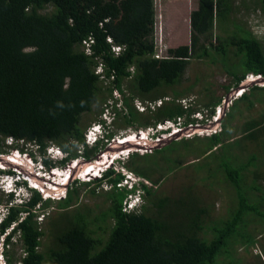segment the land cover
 <instances>
[{"label":"trees","instance_id":"16d2710c","mask_svg":"<svg viewBox=\"0 0 264 264\" xmlns=\"http://www.w3.org/2000/svg\"><path fill=\"white\" fill-rule=\"evenodd\" d=\"M154 3V0H0V151L5 150L1 147L3 138L10 137L13 148L28 154L39 152L48 167L57 165L45 159L50 145L65 153L64 159L58 162L61 166L76 158L80 146L84 157H90V149L94 151L97 147L89 149L85 145L81 116L92 110L103 90L105 101L113 89L123 92L125 83L130 92L129 98L123 96L128 111L124 117L126 126H155L177 117H186L185 123H193L189 119L190 111L175 98L162 101L146 116L140 115L129 100L133 101L134 97L162 99L164 95H158V88L181 82L190 59L208 58L212 51L219 56L235 87L250 73L264 78V45L249 29L235 24L224 38L214 36L215 23L221 26L229 20L233 0H197V7L190 13V43L169 48L163 58L155 57L154 53ZM254 6L264 15V0H256ZM113 46H120V51L114 53ZM230 47L235 50L232 61H227ZM230 88L223 87L226 93ZM249 88V95L243 92L234 100L228 117L233 116L243 101L247 110L257 101L264 102V86L255 84ZM221 98L205 106L214 107ZM244 126L247 138L259 140L264 135V111ZM228 134L225 123L219 132L200 139L207 148L195 152L201 155L222 146ZM19 141L31 147L20 148ZM182 142L189 149L190 142ZM160 150L155 149L154 153ZM149 153L143 156L154 154ZM255 159L252 154L247 165L237 168L224 165L238 201L222 229L217 230L215 223L211 227L215 235L212 240L198 235L205 230L202 221L196 222L193 218L192 225V212L204 211L196 203L189 206L183 199L174 200V206L180 207L172 208L167 217L158 219L144 211H124L123 199L129 191L114 187L109 192V207L94 217L110 221L104 242L92 236L95 232L87 229L89 223L78 225L72 221L68 229L55 233L54 243L43 252L40 249L44 232L35 211L47 207L49 199L44 200L37 190L31 189V196L20 203L12 202L13 194L6 195L5 217L0 223V236L5 241L0 255L3 260L5 255V264H215L226 236L245 220V212L259 213L264 219V207L260 209L259 203L254 204L264 200V189L259 191L252 183L249 188L257 190V196L253 192L244 196L237 180L238 173ZM163 160L171 159L163 157ZM126 167H129L127 163ZM121 178V173L110 169L98 181L115 184ZM142 184L143 192H147L146 185ZM76 189L71 188L57 207H68ZM255 197L259 200L251 199ZM171 200L161 197L153 201L165 207L171 205ZM76 218L82 219L83 214L74 213L71 220ZM16 245L20 246L21 254L11 255Z\"/></svg>","mask_w":264,"mask_h":264},{"label":"rangeland","instance_id":"374dc122","mask_svg":"<svg viewBox=\"0 0 264 264\" xmlns=\"http://www.w3.org/2000/svg\"><path fill=\"white\" fill-rule=\"evenodd\" d=\"M255 1L256 0H233V11L230 14L229 20L225 21L221 26L219 22L215 23L213 29L214 36L221 35L224 38V36L232 32L236 24L249 29L252 35L264 45V15L260 12L258 7L254 6ZM154 2L155 24L153 41L156 50L155 57L163 58L168 55L167 51L169 48H174L179 45H188L190 43V13L197 7V0H154ZM50 10L51 8L49 11ZM159 44L160 48H158ZM234 50L235 48L233 47L229 48L227 61L228 59L232 61V52ZM219 59V56L216 55L214 51L211 52L208 58H191L181 82L174 86L158 88V95H164L162 99L149 100L134 97L135 99L133 102L130 99V103L141 113L140 115L146 116L151 114L150 112H153L162 101L167 102L175 98L177 103L184 109L190 111L191 114L189 115V119L194 122L188 121L189 123H185L187 121L186 117L171 119L172 123L163 127L170 129L168 133H171L172 129L179 124V131L174 135H168V133H166L163 137H160L150 145L144 144L143 142L140 144L147 146L130 145L121 148L120 151H116L118 148L113 149V151L117 153H120L124 149H133L137 154H135L134 157H130L129 153H125L121 156V160H115L114 164L111 165L115 171L126 172L135 180H138L136 183L140 181L146 185L149 193L144 190V205L142 204L144 208L142 206L139 207L138 211H134L135 213L144 211L151 217L164 219L170 214L172 208L176 209L180 207L174 206V200L183 199L189 206L191 203L192 206L196 203L197 206L204 211L200 213H197L198 210L192 212V225L194 226L193 223L195 220L196 222L202 221L205 225V230L200 231L198 235L207 240H212L215 237L211 232V227L214 223L217 225V230L224 227L227 217L229 218L230 214L236 209L235 205L238 201V194L232 186L233 183L228 179L224 171L225 164H230L234 168L244 164L247 165L249 156L254 154L256 159L246 170H241V172L238 173L237 180L239 179L240 181V188L244 196H248V194L252 192L255 193L252 195H256L258 193L257 190L260 191V189H264V135H260L259 140H252L246 137L244 133L246 131L243 132V130L246 129L244 123L257 118L258 114L264 111V102L257 101L255 102L256 105L247 110L246 103L243 101L239 109L233 113V116L228 117L234 102L231 96L234 92L233 90H236V88L231 77L226 74V68ZM211 60L215 62H211ZM97 71H101V69ZM247 80V78L243 79V82H245L244 85H253L254 82H248ZM106 83L109 84L108 80H106ZM106 83L103 84L104 87H107ZM125 85L122 87L123 92L117 89L118 94H116L113 90L112 94L107 97L105 101L103 96H106V92L103 90L101 99L92 105V110L83 113L81 116V125L84 130H87L94 122L96 123L98 121L99 115H101L106 108V104L107 106L112 105L114 107L115 110L109 111V116L107 117L108 128L112 133L111 143L107 147L116 146L120 138L127 135L129 136V134H136L140 130L146 131V135L150 137L151 133H153L152 128L156 127L158 124L157 123L155 126L154 124H150L149 126H141L139 124L134 126L125 125L124 117L128 116V111L127 108L123 106L124 104L122 105L123 96H125V98H129L130 96V92ZM224 86L231 87L227 93L226 90L223 89ZM262 92L264 96V91ZM218 97H222L218 105L214 107L205 106V104L210 103L211 100H216ZM137 104L143 105L144 110H139ZM225 123L228 126L229 133L226 139L227 144H223L226 146L222 145L218 148L215 147L212 150L204 151L201 155H197L195 151H199L201 148H207L205 147V143L200 141V139L219 132ZM209 124L211 127H208ZM153 131L155 132L156 129ZM157 138L158 137H155V139ZM133 139L134 138H132L131 141ZM182 141L190 142L189 149L185 147V143ZM13 144L14 142L10 137L3 138L1 147L5 150L2 152L0 151L1 166H7L6 163H1L6 158H14L12 153L16 148H13ZM18 144L20 148L23 149H29L31 147L29 144H24L23 141H19ZM158 148L161 150L154 153L155 149ZM103 150L108 151L109 149L102 148L101 151H92L90 149V157H84L83 147L80 146L78 147L76 158L73 160L69 159L63 166L56 162L59 169L55 170L54 173H44L34 169L37 175L42 178L32 176L34 173L33 170H30L32 174L24 177L30 178L31 182L41 187L43 184H46V186L53 191L51 193L52 198L47 196L43 198L44 200L49 199L48 206L45 208H36L35 211V213H37L36 219L44 232L41 251H47L54 243L55 233L62 229H68L72 221V223L78 225L82 224V222L84 224L85 222L89 223V225L86 224V227L88 230L91 229L95 232L94 235H92L94 238L99 237L102 242L106 239L110 228L109 226L111 225L110 221L96 220L94 217L96 214L98 215L102 210L109 207L111 203L109 192H111L114 187L118 190H124V186L119 187V184L122 185L121 180L124 179V176L115 184L111 182L108 183L105 180L100 183L98 180L103 177L93 180L89 177H84V181L87 182L84 183V181L76 179L78 173L72 174L66 184H64V181H60L63 179L61 174L63 173L66 175L70 167L72 170L77 171L81 168L83 170L86 165L91 166L90 163L95 162L97 159L96 157ZM148 152H150L149 154H154L144 157L143 155ZM30 155L35 162L42 159L39 152ZM23 156V154H20L19 158L15 159H17V163L25 167L18 166L16 169L28 172L26 167L30 166L32 169L33 167L28 162H23ZM105 157H108V155H105ZM163 157H168L171 160H163ZM48 159L54 162V159L50 157H48ZM75 161H77L76 168L72 167ZM153 161H157V163H153ZM130 162H132V164H130ZM126 163L133 169L126 167ZM41 173L43 175H40ZM53 182H56V184ZM75 182L77 183L76 185ZM60 183L63 184L60 185ZM252 183L254 185L253 187L257 188V190L249 188ZM138 187H140L139 183ZM71 188L77 189L76 195L73 193L74 196L70 205L66 208H58V201H62ZM19 193H26V189L21 188ZM154 195H156L157 198H154ZM161 197L172 199L170 203L173 207L171 205L165 207L156 205L157 202L153 200H158V198ZM6 198L5 192L0 189V214L4 215L6 211L5 205L7 203L5 201ZM251 199H257V197ZM127 200H130L128 195L124 197L123 205ZM252 200L251 202H254ZM20 202V200L13 201V203ZM257 203L262 206L260 209L264 207V200L262 202L256 201L254 204ZM10 205L11 204H9V206ZM78 212L83 214V218L71 220L73 214ZM253 214L255 213L249 211L245 212L243 216L245 220L241 221L239 226L237 225L234 232H230L229 235L226 236L225 244L218 253L215 264H264V219L259 213L255 214V216ZM193 218H195V220ZM95 240L97 241V239ZM13 253H15V255L21 254L20 246L16 245L14 250L11 251V255H13ZM3 257L4 260L0 255V264H4V261H6L4 254Z\"/></svg>","mask_w":264,"mask_h":264},{"label":"clouds","instance_id":"9594fccd","mask_svg":"<svg viewBox=\"0 0 264 264\" xmlns=\"http://www.w3.org/2000/svg\"><path fill=\"white\" fill-rule=\"evenodd\" d=\"M115 47H119V49L116 50ZM120 49H121L120 46H113L112 47V51L114 53L119 52ZM110 104H112V103H110ZM122 105H123V103H122ZM113 110H115L114 107L112 105H110L108 111L104 110V112H102L101 115H99L98 121L96 123L94 122L93 125L90 126L87 130H84V134H83L84 135V143L87 147H89V148L97 147L96 150H99V151H101L102 148H104V149L107 148V149H109L108 151L103 150L100 154L107 153L108 157H110L109 153H111L112 159L108 158V160L105 161L107 163V165L103 169L102 168L100 169V173H96V170H97L96 167H95L96 170H94V171L89 170L88 168L90 167V165H86L83 170L81 168L80 170H77V171L72 170V168L70 167L68 169V172L66 173V175H64L63 173L61 174V176L63 178L62 180H60L61 182L64 181L65 182L64 184H66L68 182V180L71 178L72 174L74 175L76 173H78L76 176V179H79L81 181H84V177H89L91 180L96 179V178H102L104 176V173L109 171L110 169L115 171V169L111 167V165L114 164L115 160H121V156L124 155L125 153L126 154L129 153L130 155L132 153H135L133 149H124L120 153L114 152L113 149L118 148V150H116V151H120L121 148H125V147H128L130 145L131 146H137V145L138 146H146V145H140L143 142L142 141L143 135H141V137L140 136L135 137L132 141H128L126 139L131 137L129 134V136L127 135V136L123 137V138H125V140H123V141H120L121 139H123V138H120L117 141L119 143L116 146L107 147L110 145V143H111L110 141L112 139V137H111L112 133L109 130L108 124H107V117H108L107 112L113 111ZM169 130L170 129L156 130L155 132L151 133L150 137L149 136L143 137L145 139L144 141H146V142L148 141L147 144L152 143V142H154L155 137L161 136L162 133H166ZM156 133H158V134H156ZM138 134H140V133H138ZM111 151H113V152H111ZM20 154L24 155L23 156V159H24L23 162H28L29 164H31L33 169L30 166L26 167L28 172H24L22 170L20 171V170L16 169V167H18V166H24V165L16 162L17 159H15V158H19ZM12 155L14 156L13 159H15V160L6 158L7 160L5 159L1 163H4V164L6 163L7 166H1L0 165V189L2 191H4L6 195L13 194L12 202L14 200L22 201L24 199H28L31 196V189L37 190L42 195L43 198H45L46 196L52 198V196H51L52 192H50V191H48V189H46V187H47L46 184H43V186L41 187L40 185L31 182L30 178H24V177L32 174V172L30 170H33L34 173L32 174V176H37L38 178H42L41 176L37 175V173L34 171V169H37L38 171L44 172V173H48V172L54 173L55 170L59 169V167L57 165L48 167L47 164L44 162L43 157H42V159L39 160L41 162H39V161L35 162L32 159V156L30 154H28L27 152H19V150H15V151L13 150ZM27 155H29V156H27ZM64 155H65V153L59 147H57L55 145H50L46 149L45 159H47L48 161H51L48 159V157H50L51 159H54L55 163L56 162L58 163L59 161L64 159V157H65ZM20 161H22V160H20ZM73 163H74V165L72 167L76 168L77 161H75ZM9 171H12V172L9 173ZM87 172L89 174H87ZM117 172L121 173L122 177L124 176V179L121 180V183H122V186H124L123 188L129 191V192H127V195L129 196L130 200H127L125 202V204L123 206L124 211H126V212L138 211V208L141 207L143 202H144V197H143L144 192L141 188L142 182H140V181L138 182L140 184V187H138V183H136L138 180H135L132 176H130L126 172H123V171H117ZM40 175H43V174L41 173ZM53 183L56 184V182H53ZM62 184L63 183H60V185H62ZM21 188H25L26 193H19ZM4 217H5L4 214L0 215V223ZM3 238L4 237L0 236L1 251L3 249V243L5 241V239H3Z\"/></svg>","mask_w":264,"mask_h":264},{"label":"built area","instance_id":"2783aa9c","mask_svg":"<svg viewBox=\"0 0 264 264\" xmlns=\"http://www.w3.org/2000/svg\"><path fill=\"white\" fill-rule=\"evenodd\" d=\"M115 49L116 50H118L119 49V47H115ZM157 56V55H156ZM257 77H260V75H254V74H249L246 78L248 79L247 81L248 82H252L253 80H255ZM245 89H239L238 91H234L233 92V94H232V98L235 100L236 98H238V97H240L241 95H242V91H244ZM114 91H115V93L116 94H118V91L116 90V89H114ZM108 104H110V103H108ZM137 107L139 108V110H144V107H143V105H141V104H137ZM108 109H109V106H107V104H106V108H105V111H108ZM107 114H108V116H109V112H107ZM177 118H181V117H177ZM175 119V118H174ZM163 122V121H162ZM162 122H160V123H158L157 124V126L156 127H154V128H152V132H154L153 130H161V129H166V128H164L163 126H165V125H169V124H171L172 123V121L171 120H165L163 123ZM211 124H213V123H211ZM178 126H179V124L178 125H176L175 126V128H173L172 129V132L171 133H168V132H166V133H168V135H174L175 133H177L178 131H179V129H178ZM208 127H211L210 126V124H209V126ZM138 133H140V134H138ZM138 133H136V134H130V136H132L133 137V135H135V137H141V135H143V137H145V136H147L146 134H147V132L146 131H139ZM166 133H162L161 134V136H158V138L157 139H154V142L155 141H157L160 137H163V135H165ZM142 137V141L144 142V144L146 143L147 144V142L146 141H144L145 139ZM123 138V137H122ZM123 140H125V138H123V139H121L120 141H123ZM154 142H152V143H154ZM152 143H149V144H147V145H150V144H152ZM146 145V146H147ZM110 154V159H112V155H111V153H109ZM105 155H108L107 153H103V154H99L96 158V160H95V162H91L90 164H91V166H92V164H94V166L97 168V170H96V173H100V169L102 168H104L106 165H107V163L105 162L106 160H108V158H106L105 157ZM94 171V170H93ZM120 186H122L121 184H119V187ZM128 207V206H127ZM1 257H2V255H1Z\"/></svg>","mask_w":264,"mask_h":264},{"label":"crops","instance_id":"0c3cea01","mask_svg":"<svg viewBox=\"0 0 264 264\" xmlns=\"http://www.w3.org/2000/svg\"><path fill=\"white\" fill-rule=\"evenodd\" d=\"M158 48H160V44L158 45ZM154 50H155V47H154ZM154 53H156V50L154 51ZM250 74H252V73H250ZM248 75H249V74H247L246 77H247ZM246 77H245L244 79H246ZM244 84H245V82L242 81L238 87H235L236 90L239 89V87H245V91H244V93H248V92L250 91V88H249V87L252 86V84L247 85V87H246V85H244ZM246 89H247V90H246ZM233 91H235V89H234ZM249 94H250V92L248 93V95H249ZM238 98H239V97H238ZM236 99H237V98H236ZM240 105H241V103H239V106H240ZM254 105H256V104L254 103ZM254 105H253V106H254ZM262 112H263V111H261V112L258 114V118L260 117V115L262 114ZM237 117H238V116H237ZM244 133H245V132H244Z\"/></svg>","mask_w":264,"mask_h":264},{"label":"water","instance_id":"95a60500","mask_svg":"<svg viewBox=\"0 0 264 264\" xmlns=\"http://www.w3.org/2000/svg\"><path fill=\"white\" fill-rule=\"evenodd\" d=\"M253 84H256L257 86H264V78L263 77H257L255 80H253ZM239 89H245V87H239ZM239 89L235 90L238 91Z\"/></svg>","mask_w":264,"mask_h":264},{"label":"bare ground","instance_id":"6f19581e","mask_svg":"<svg viewBox=\"0 0 264 264\" xmlns=\"http://www.w3.org/2000/svg\"><path fill=\"white\" fill-rule=\"evenodd\" d=\"M244 91H242V93H243ZM132 138H135V136H131V137H129V138H127L126 140H128V141H131V139ZM142 144V143H141ZM106 158H110V157H106ZM12 160H15V159H13L12 158ZM88 169H91V170H96V168H95V166L92 164V166H90ZM85 174V173H84ZM87 174H89L88 172H87ZM57 187V186H56ZM56 187H54V188H56ZM58 188V187H57ZM46 189H48V191H50V192H53L52 191V189H50L49 187H46Z\"/></svg>","mask_w":264,"mask_h":264},{"label":"flooded vegetation","instance_id":"af4514ba","mask_svg":"<svg viewBox=\"0 0 264 264\" xmlns=\"http://www.w3.org/2000/svg\"><path fill=\"white\" fill-rule=\"evenodd\" d=\"M253 85H255V84H253ZM247 87V86H246Z\"/></svg>","mask_w":264,"mask_h":264}]
</instances>
